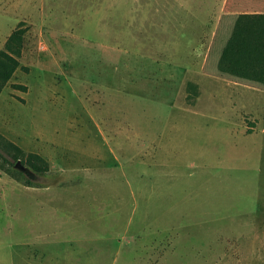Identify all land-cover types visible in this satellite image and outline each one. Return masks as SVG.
I'll return each instance as SVG.
<instances>
[{
	"label": "rangeland",
	"instance_id": "374dc122",
	"mask_svg": "<svg viewBox=\"0 0 264 264\" xmlns=\"http://www.w3.org/2000/svg\"><path fill=\"white\" fill-rule=\"evenodd\" d=\"M221 1L0 0V136L49 166L0 170V264H264L259 7Z\"/></svg>",
	"mask_w": 264,
	"mask_h": 264
},
{
	"label": "trees",
	"instance_id": "16d2710c",
	"mask_svg": "<svg viewBox=\"0 0 264 264\" xmlns=\"http://www.w3.org/2000/svg\"><path fill=\"white\" fill-rule=\"evenodd\" d=\"M23 23H18L17 27L10 33L0 50V93L11 79L14 71L18 67L17 58L21 55L22 41L25 33ZM14 90L25 92V86L13 84ZM20 160V165L31 172V177L43 176L48 170L49 166L41 156L34 153H24L19 147L13 143L2 139L0 136V170L10 175H21L23 172L16 168V161ZM28 176V178H31ZM26 183L31 184L30 180Z\"/></svg>",
	"mask_w": 264,
	"mask_h": 264
},
{
	"label": "crops",
	"instance_id": "0c3cea01",
	"mask_svg": "<svg viewBox=\"0 0 264 264\" xmlns=\"http://www.w3.org/2000/svg\"><path fill=\"white\" fill-rule=\"evenodd\" d=\"M221 9L224 11H227L228 14H237L236 11L248 8L250 5H256L257 7H259V12H257L256 14L258 17H255V19L252 20L251 23H249V25L254 26L257 25L259 26V59H264V57L262 55H264V0H222L221 1ZM242 14V13H239ZM238 18V17H237ZM242 17H239V26H240V34H242L243 32H245V27L248 25V22L244 19H241ZM241 20L243 21V23L241 22ZM231 24V22H230ZM243 25V28H242ZM243 30H242V29ZM9 36V35H8ZM7 39V38H6ZM5 39V40H6ZM5 42V41H4ZM4 44V43H3ZM3 48V46H2Z\"/></svg>",
	"mask_w": 264,
	"mask_h": 264
},
{
	"label": "water",
	"instance_id": "95a60500",
	"mask_svg": "<svg viewBox=\"0 0 264 264\" xmlns=\"http://www.w3.org/2000/svg\"><path fill=\"white\" fill-rule=\"evenodd\" d=\"M16 168L19 169L20 171H22L24 174H26L27 176L31 177V172H29L28 169L23 168L20 163H16Z\"/></svg>",
	"mask_w": 264,
	"mask_h": 264
}]
</instances>
